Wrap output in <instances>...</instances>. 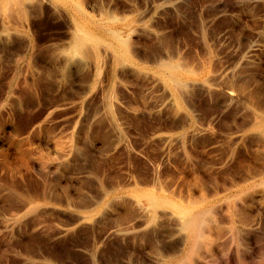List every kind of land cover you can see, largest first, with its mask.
<instances>
[{"label": "rangeland", "instance_id": "obj_1", "mask_svg": "<svg viewBox=\"0 0 264 264\" xmlns=\"http://www.w3.org/2000/svg\"><path fill=\"white\" fill-rule=\"evenodd\" d=\"M46 1L0 29V264H264V0Z\"/></svg>", "mask_w": 264, "mask_h": 264}, {"label": "bare ground", "instance_id": "obj_2", "mask_svg": "<svg viewBox=\"0 0 264 264\" xmlns=\"http://www.w3.org/2000/svg\"><path fill=\"white\" fill-rule=\"evenodd\" d=\"M27 1H29V0H0V18L2 19L1 21H3V23L1 22L2 26L0 25L1 26L0 29L3 32L5 30L8 31V29L10 28V25H16L17 24L19 26L20 25L19 23H21L19 21L27 19V15H29V14H27V9H26L27 8L26 7ZM44 1H46V0H43V3H44ZM38 2H40V0H38ZM51 2L54 4V6H58V5L62 6L63 5L65 7L75 8L76 11L79 10V13L82 14L83 16L86 15V13L83 12V9H82L83 7H82V4L79 0H51ZM49 5H51V4H49ZM20 27H21V25H20ZM13 28H15V27H13ZM109 33L115 39V41H117V44L119 46L117 44L115 46L114 45L115 43L113 42L114 43L113 44L111 40H110L111 41L110 42V41L104 40L103 38L95 36V33L92 34L89 31L87 32L86 29H83L81 27L77 28V32L72 36V43H71L73 46L72 48L74 50V53L76 55H80L84 58L93 56L96 59H98L99 57H101L100 47L106 46L109 50H111V52L113 54V61H115L116 63L123 61L125 58L124 55L126 54L127 50H125V54L123 53L124 54L123 55L122 52L119 51V48H121V46L124 47L127 42L126 43L124 42L125 38L123 40L120 39L121 37L118 35L117 32L113 31V29L111 31H109ZM1 34L2 33H0V35ZM106 47H105V49H106ZM123 47H122V49H123ZM125 49H127V48H125ZM127 55H128V53H127ZM158 65H159V67L157 68V70H159L162 74L161 79L164 78L163 81H165L166 84L170 85L173 89L178 90L179 88L183 87L186 84V83L184 84V82H183V76H184L183 74L184 73L178 65L169 64L167 62H164L162 64H158ZM185 74H186V72H185ZM241 91H242V89H241ZM230 95L233 96L232 93H230ZM107 113L112 117V119H114V109H113V105L111 104V101L107 105ZM261 130H262V128H261ZM31 197H33V196H31ZM139 197H141V196H139ZM149 202H150L151 208L167 207V208L172 209L174 214H176L175 216L176 217L178 216V218H179L178 220H180L181 227H183L185 230L190 231V233L194 230L195 231L194 233L202 235V231H200V226L202 225V223L206 219L203 220L204 218H201V216L196 214V211L193 207L194 205L192 203H190L189 206H184V205H180L179 204L180 202L178 203L176 201H173L168 197H165V196L164 197H162V196L156 197L155 195L149 196ZM75 206H77V205H75ZM149 210H150V208H149ZM199 214H201V213H199ZM202 217H205V216H202ZM207 220H209V218ZM199 237H201V236H199ZM193 240H196V238Z\"/></svg>", "mask_w": 264, "mask_h": 264}]
</instances>
